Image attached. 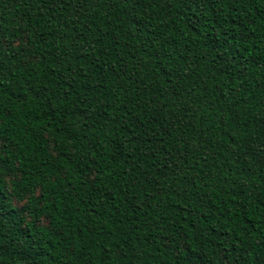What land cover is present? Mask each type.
Instances as JSON below:
<instances>
[{"label":"trees","instance_id":"trees-1","mask_svg":"<svg viewBox=\"0 0 264 264\" xmlns=\"http://www.w3.org/2000/svg\"><path fill=\"white\" fill-rule=\"evenodd\" d=\"M0 264H264V0H0Z\"/></svg>","mask_w":264,"mask_h":264}]
</instances>
